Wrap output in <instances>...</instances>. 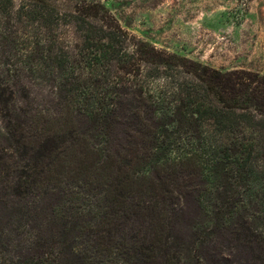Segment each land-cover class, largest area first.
Here are the masks:
<instances>
[{
	"label": "trees",
	"instance_id": "1",
	"mask_svg": "<svg viewBox=\"0 0 264 264\" xmlns=\"http://www.w3.org/2000/svg\"><path fill=\"white\" fill-rule=\"evenodd\" d=\"M65 15L81 32L74 42L57 33L63 23L50 0L18 6L0 0V170L5 167L7 176L16 166L11 176L19 188L32 168L22 163L27 152L34 169L38 161L49 171L71 163V170L92 174L98 187L105 184L98 193L104 204H95L100 218L82 250L52 240L65 234L53 225L49 242L41 231L14 242L0 230V264H65L73 258L156 264L163 254L161 264H189L182 249L162 246L158 235L169 227L176 233L171 239L181 244L178 233L186 224L180 220L203 207L212 173L217 257L232 255L222 246L237 240L238 211L249 209L252 219L264 220V136L252 134L264 130V76L223 71L133 37L99 0ZM89 130L97 137L92 145ZM16 136L15 155L5 153L3 141ZM102 173L111 181H103ZM8 187L0 186V202ZM21 201L14 209L32 208L37 220L49 204L44 198ZM128 201V209L112 207ZM131 213L147 217L152 241L120 232L108 218L114 222ZM111 231L118 234L116 245L110 244ZM257 247L263 251L259 242ZM194 262L209 264L200 251Z\"/></svg>",
	"mask_w": 264,
	"mask_h": 264
},
{
	"label": "rangeland",
	"instance_id": "2",
	"mask_svg": "<svg viewBox=\"0 0 264 264\" xmlns=\"http://www.w3.org/2000/svg\"><path fill=\"white\" fill-rule=\"evenodd\" d=\"M27 1L30 0H13L16 6ZM84 1L90 2V0H50V3L60 12V22L63 23L57 33L66 42H74L80 37L81 32H78L79 28L76 24L70 22L73 18L65 13L75 11L76 5ZM99 1L133 37L223 71H245L264 76V0ZM261 121L263 122L264 118H261ZM93 132L89 130L86 136L87 142L91 145L97 140L96 136L92 138ZM252 134L253 137L262 138L264 130ZM18 138L19 136L13 139L9 137L3 141L5 153L15 155V143ZM67 138L70 140L69 136ZM8 143L14 146L12 150L6 149ZM61 145L59 143L58 151L64 149ZM31 155H33L31 152H27L22 158V163L29 162L32 168L26 170L28 176L24 178L19 188L16 183L13 188L11 176L16 166L7 169L10 172L7 176L3 172V170L6 171L5 167L0 170V186L9 185L3 201L0 202V230H3L6 237L14 242L22 241L25 237H31L32 240L38 237V232L41 231L44 232V236L47 235L49 242L52 236H49L48 231L53 225L54 229L65 230V234L62 237L57 235L52 240H62L61 247L69 246L71 250L72 248L82 250L88 239L86 233L89 230H95V222L100 218L95 204H104V197L100 195L99 200L98 193L105 189V184L102 183L98 187L94 178H89L92 174L85 173L84 170L73 171L72 164L67 162L49 171L46 162L38 161L34 169L33 161L28 160ZM70 158L71 156L68 155V159ZM102 174L103 181H111L105 176L106 174ZM212 175H209L205 184L206 189L201 195L203 207L194 209L180 220L186 224L183 226L184 231L178 233L177 239L179 242L182 241L181 244L178 242L175 244L171 239V236H175L176 233L169 227L165 228L162 234L159 233L160 244L171 246L172 249L178 247L182 249L180 250L182 256L190 261L189 264H195L194 256L199 251L206 256L209 264H217V260L219 264H264V220L252 219L249 209L248 211L240 209L238 212L241 215L236 216L240 226L237 225L238 232L233 236L237 240L226 241L222 246L224 251L229 250L232 255H223L224 260L217 257V217L214 213L215 208L211 205L217 202L218 191L217 177ZM7 177L11 182L7 180ZM20 191L24 194L19 193ZM52 193L55 195L50 199ZM24 197L31 200L43 198L45 201L48 200V208L40 219H36L37 215L32 208L22 211L14 209L19 203L21 204ZM131 203L128 201L121 205L116 202L112 204V207L128 209ZM101 212L104 211L101 210ZM108 218L112 224L119 227L120 232H125L128 236L137 234L139 237H144L147 243L154 239L153 229L148 225L150 223L147 217L136 219V215L131 213L129 217L115 219L114 222L113 217ZM111 232L110 244L116 245L118 234ZM258 242L260 248H263L262 252L258 250ZM21 245L26 246L28 243ZM236 246L240 247L239 252H235ZM164 259V254L159 256L156 264H161ZM88 263L87 259L84 263L78 262L77 258L71 259L70 262L65 260V264Z\"/></svg>",
	"mask_w": 264,
	"mask_h": 264
}]
</instances>
